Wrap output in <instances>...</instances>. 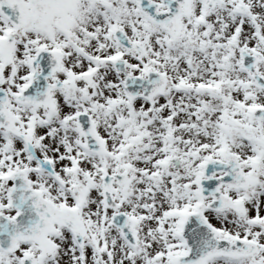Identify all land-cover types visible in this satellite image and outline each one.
Listing matches in <instances>:
<instances>
[{
	"label": "snow or ice",
	"instance_id": "6c2138e0",
	"mask_svg": "<svg viewBox=\"0 0 264 264\" xmlns=\"http://www.w3.org/2000/svg\"><path fill=\"white\" fill-rule=\"evenodd\" d=\"M0 264H264V0H0Z\"/></svg>",
	"mask_w": 264,
	"mask_h": 264
}]
</instances>
